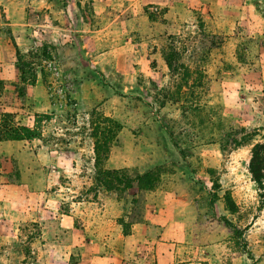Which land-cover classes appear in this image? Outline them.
Masks as SVG:
<instances>
[{"label": "rangeland", "instance_id": "1", "mask_svg": "<svg viewBox=\"0 0 264 264\" xmlns=\"http://www.w3.org/2000/svg\"><path fill=\"white\" fill-rule=\"evenodd\" d=\"M0 4V264H264V0Z\"/></svg>", "mask_w": 264, "mask_h": 264}, {"label": "crops", "instance_id": "2", "mask_svg": "<svg viewBox=\"0 0 264 264\" xmlns=\"http://www.w3.org/2000/svg\"><path fill=\"white\" fill-rule=\"evenodd\" d=\"M1 7V12L8 14L11 13V10H9V8H12V6L8 5L5 6V4H0ZM21 142H25V141H21ZM19 144V141H12V140H5V141H0V186L1 188L4 189H17V192L21 191L23 189H25V187H28L29 190H31V187L33 186L34 189L33 191L36 189V185L39 187L42 186V189H46V184L47 181L49 180V178L47 177V173L49 170H43V177H42V182H40V179H38V177L35 175V171H33V169H29V171H27L26 174V182L22 180V172L20 171V167H16L14 160H16L15 155L17 156V152L15 151L14 153V149L13 147L15 145ZM16 149H19L18 146H16ZM17 161V160H16ZM33 163H36L35 161ZM34 168V167H33ZM14 180V181H13ZM32 191V192H33ZM34 193V192H33ZM45 194V192L43 193ZM7 207V205H6ZM3 209V208H2ZM10 209V208H9ZM13 208H11L12 211ZM0 211H1V207H0ZM13 211H15V209H13ZM42 211L51 215V219H55V215L57 216V219L60 220L61 222V226L62 229H71V227H74V224L72 222H70V224L68 226H62L63 222L68 219L71 220V215H67L64 213H59V210H55L52 207H43ZM1 217V214H0ZM50 217V216H48ZM50 219V218H49ZM13 220H8V222H12ZM34 221V220H33ZM0 222H2V220H0ZM3 223V222H2ZM11 223H6L8 226H11ZM81 240H83L85 243V245L87 246V242L89 244L94 243V240H88L87 238H85V235H81ZM67 247H70V243H66Z\"/></svg>", "mask_w": 264, "mask_h": 264}, {"label": "trees", "instance_id": "3", "mask_svg": "<svg viewBox=\"0 0 264 264\" xmlns=\"http://www.w3.org/2000/svg\"><path fill=\"white\" fill-rule=\"evenodd\" d=\"M15 130L8 131L5 129L3 130V134L1 135L0 133V141H5V140H23L20 137H15ZM16 138V139H15ZM37 138L35 135L30 136V139ZM94 182L96 186L100 189H104L105 191H114L115 187H112L109 185L108 177H107V182L106 179L103 177H106L104 174H97L99 171V164H98V155L96 153V148H94ZM248 170L249 173L252 177V180L257 184L258 188L260 190H263L264 193V144H255L252 147L251 150V158L250 162L248 165ZM106 173H111L115 170H105ZM102 173H104L102 171ZM103 175V176H102ZM113 189V190H112ZM225 225L230 227V224L225 221ZM231 230L234 235H239L238 230L235 227H231Z\"/></svg>", "mask_w": 264, "mask_h": 264}]
</instances>
